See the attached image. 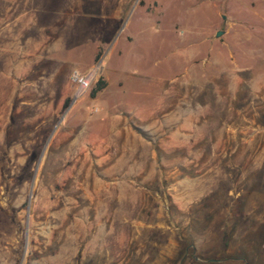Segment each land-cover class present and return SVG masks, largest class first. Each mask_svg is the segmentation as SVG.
Instances as JSON below:
<instances>
[{"label": "rangeland", "instance_id": "374dc122", "mask_svg": "<svg viewBox=\"0 0 264 264\" xmlns=\"http://www.w3.org/2000/svg\"><path fill=\"white\" fill-rule=\"evenodd\" d=\"M0 264H264V0H0Z\"/></svg>", "mask_w": 264, "mask_h": 264}, {"label": "built area", "instance_id": "2783aa9c", "mask_svg": "<svg viewBox=\"0 0 264 264\" xmlns=\"http://www.w3.org/2000/svg\"><path fill=\"white\" fill-rule=\"evenodd\" d=\"M99 69L100 66L97 64L90 71H88V73H86L83 76H79L75 72L72 73L71 78L73 81L77 83V88L75 91L76 96L87 86V83L96 75Z\"/></svg>", "mask_w": 264, "mask_h": 264}, {"label": "trees", "instance_id": "16d2710c", "mask_svg": "<svg viewBox=\"0 0 264 264\" xmlns=\"http://www.w3.org/2000/svg\"><path fill=\"white\" fill-rule=\"evenodd\" d=\"M105 83L102 77H98L94 83V86L91 88L90 96H94L98 91H100L104 87Z\"/></svg>", "mask_w": 264, "mask_h": 264}, {"label": "water", "instance_id": "95a60500", "mask_svg": "<svg viewBox=\"0 0 264 264\" xmlns=\"http://www.w3.org/2000/svg\"><path fill=\"white\" fill-rule=\"evenodd\" d=\"M215 35L217 36V35H219V33H218V32H216V34H215ZM75 96H76V95H74V96L72 97V99H71L70 103H71V102L74 100Z\"/></svg>", "mask_w": 264, "mask_h": 264}]
</instances>
